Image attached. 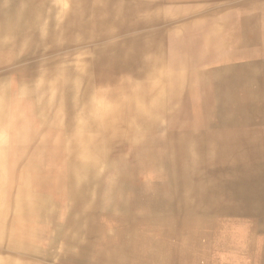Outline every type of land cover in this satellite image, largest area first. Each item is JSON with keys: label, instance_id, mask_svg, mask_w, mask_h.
Masks as SVG:
<instances>
[{"label": "bare ground", "instance_id": "1", "mask_svg": "<svg viewBox=\"0 0 264 264\" xmlns=\"http://www.w3.org/2000/svg\"><path fill=\"white\" fill-rule=\"evenodd\" d=\"M255 13L264 22V0H0V264L85 262L98 236L120 264L125 221L102 218L123 152L138 126L173 118L197 75L231 71ZM179 181L171 195L197 204L201 193ZM138 184L129 181L128 214L145 211ZM162 220L142 223L148 261L206 264L212 249H242L244 228H222L214 244L207 228L184 255ZM259 249L264 264V239Z\"/></svg>", "mask_w": 264, "mask_h": 264}, {"label": "rangeland", "instance_id": "2", "mask_svg": "<svg viewBox=\"0 0 264 264\" xmlns=\"http://www.w3.org/2000/svg\"><path fill=\"white\" fill-rule=\"evenodd\" d=\"M254 15V26L242 25L250 38L241 44L243 52L231 71L197 75L173 108V118L165 117L146 130L138 126L140 132L133 137V145L123 152L124 156L121 152L123 160L115 167V205H108L102 218L105 224L111 219L125 221L124 247L118 252L120 264H147L146 255L151 249H147V237L140 229L146 228L143 222H154L159 217L163 219L162 231L175 237L176 242L179 239L184 255L192 254L187 251V243L199 231L203 235L201 230L208 228L206 241L214 244L222 228H244L241 251L229 254L212 249L201 255L206 264L214 263L219 256L229 261L236 257L234 264H260L259 248L264 239V22L258 13ZM182 177L186 191L197 196L201 193L197 204L171 195ZM131 179L138 181L137 189L144 191L143 213L127 212L125 196ZM166 191L170 196L165 195ZM187 225L193 228L186 229ZM99 239L95 238L96 247L89 250L88 261L75 264H116L109 261L113 252L96 245ZM156 253L160 254L161 249L157 248Z\"/></svg>", "mask_w": 264, "mask_h": 264}, {"label": "crops", "instance_id": "3", "mask_svg": "<svg viewBox=\"0 0 264 264\" xmlns=\"http://www.w3.org/2000/svg\"><path fill=\"white\" fill-rule=\"evenodd\" d=\"M164 252H167V256H165V258H167L168 257V254H170L171 252H172V250L171 251H169V250H165V249H162ZM115 252L116 253H118V250H115ZM149 261L147 260V264H150V263H148ZM151 262V261H150ZM136 263V262H135ZM140 263H143L142 261H140ZM144 264H146V263H144ZM153 264H161V263H158V262H155V263H153Z\"/></svg>", "mask_w": 264, "mask_h": 264}]
</instances>
